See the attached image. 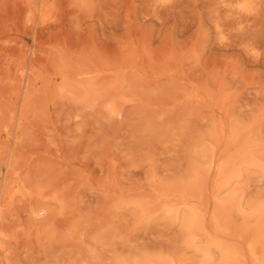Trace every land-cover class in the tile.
<instances>
[{
  "label": "rangeland",
  "instance_id": "obj_1",
  "mask_svg": "<svg viewBox=\"0 0 264 264\" xmlns=\"http://www.w3.org/2000/svg\"><path fill=\"white\" fill-rule=\"evenodd\" d=\"M0 264H264V0H0Z\"/></svg>",
  "mask_w": 264,
  "mask_h": 264
},
{
  "label": "bare ground",
  "instance_id": "obj_2",
  "mask_svg": "<svg viewBox=\"0 0 264 264\" xmlns=\"http://www.w3.org/2000/svg\"><path fill=\"white\" fill-rule=\"evenodd\" d=\"M224 1V0H223Z\"/></svg>",
  "mask_w": 264,
  "mask_h": 264
}]
</instances>
